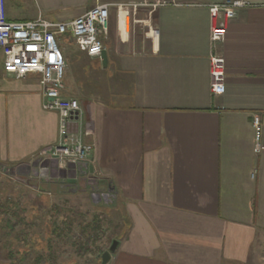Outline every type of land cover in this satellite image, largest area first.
<instances>
[{
    "label": "crops",
    "instance_id": "1",
    "mask_svg": "<svg viewBox=\"0 0 264 264\" xmlns=\"http://www.w3.org/2000/svg\"><path fill=\"white\" fill-rule=\"evenodd\" d=\"M163 1L152 13L131 6L143 0H6L12 22H69L97 4L110 18L107 67L77 47L70 55L63 94L79 101L72 130L89 131L94 152L68 171L44 156L59 116L43 109L40 77L9 75L0 50V170L43 193L58 184L59 198L67 187L121 204L126 229L110 264H264V152L253 126L259 117L264 144V0H244L218 43L209 7L236 0ZM213 54L226 61L222 95L211 91Z\"/></svg>",
    "mask_w": 264,
    "mask_h": 264
},
{
    "label": "built area",
    "instance_id": "2",
    "mask_svg": "<svg viewBox=\"0 0 264 264\" xmlns=\"http://www.w3.org/2000/svg\"><path fill=\"white\" fill-rule=\"evenodd\" d=\"M164 4L163 0H143L152 13ZM249 4L244 0L227 1L209 7L212 18L213 43L223 42L227 36L228 22L234 19L237 11ZM110 5L97 4L84 15L69 22H54L43 16L27 21L12 22L7 18L6 0H0V50L4 55V67L7 73L16 79L35 74L40 77L46 112L59 116V138L45 153L47 161H55L60 170L78 168L94 152V145L84 137L91 136L89 131L82 134L73 131L79 126L81 105L77 99L64 96L67 60L61 42L63 36H69L76 47L90 58L101 59L105 51L104 36L107 35ZM125 8V5H119ZM211 91L213 95H222L226 89V61L223 57L211 56ZM253 126L256 132L255 152H264L261 142V119L255 117ZM43 171L48 176L49 168Z\"/></svg>",
    "mask_w": 264,
    "mask_h": 264
},
{
    "label": "rangeland",
    "instance_id": "3",
    "mask_svg": "<svg viewBox=\"0 0 264 264\" xmlns=\"http://www.w3.org/2000/svg\"><path fill=\"white\" fill-rule=\"evenodd\" d=\"M40 1L62 8L69 0ZM61 48L68 66L76 45L63 36ZM71 67L77 71L75 59ZM16 175L0 170V264H101L102 255L126 229L121 204L96 202L83 191L71 196L67 187L59 198L53 188L58 184L43 193L22 184Z\"/></svg>",
    "mask_w": 264,
    "mask_h": 264
},
{
    "label": "water",
    "instance_id": "4",
    "mask_svg": "<svg viewBox=\"0 0 264 264\" xmlns=\"http://www.w3.org/2000/svg\"><path fill=\"white\" fill-rule=\"evenodd\" d=\"M101 59H102V64L104 67H107V64H108V57H107V52L106 51H103L102 53V56H101ZM93 171V169H92ZM67 177V174L64 176V178ZM68 182L70 184H76L77 183V180L75 179H69ZM97 198L98 201L96 202H100L102 200L106 201L107 199H109V195H100V194H95L93 196V199ZM95 201V200H94ZM118 246H119V241H114L112 246L110 247V249L108 251H106L103 255H102V263L101 264H110L111 263V260H112V256L115 254V252L117 251L118 249Z\"/></svg>",
    "mask_w": 264,
    "mask_h": 264
},
{
    "label": "flooded vegetation",
    "instance_id": "5",
    "mask_svg": "<svg viewBox=\"0 0 264 264\" xmlns=\"http://www.w3.org/2000/svg\"><path fill=\"white\" fill-rule=\"evenodd\" d=\"M94 200H95V201H97L98 199H97V198H95ZM109 201H111V200H110V198H109V199H107L106 201L102 200V202H105V203H107V202H109Z\"/></svg>",
    "mask_w": 264,
    "mask_h": 264
}]
</instances>
